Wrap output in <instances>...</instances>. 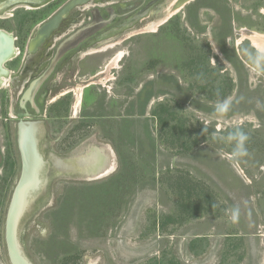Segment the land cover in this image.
<instances>
[{
  "label": "rangeland",
  "instance_id": "1",
  "mask_svg": "<svg viewBox=\"0 0 264 264\" xmlns=\"http://www.w3.org/2000/svg\"><path fill=\"white\" fill-rule=\"evenodd\" d=\"M208 6L200 10L198 18L195 12L193 23L185 20L184 25L189 9H182L178 16L181 23L163 26L157 35L131 39L123 48L131 54L124 63L123 77L99 78L95 81L99 91H86L80 116L88 114L85 109L90 112L97 97L101 100L93 106L97 122L70 131L72 126L66 120L55 135L50 134L51 140L65 137L53 147L61 154L90 138L110 144L117 156V171L95 182L61 180L53 185V206L34 220L24 237L34 264H264V244L260 240L255 244V238H248L249 245L243 242L221 247L218 238H213L206 245L200 243L194 253H188L184 246L190 233L205 223L215 225L218 231L224 207L230 217L232 209H237L233 198L228 199L229 190L223 200V184L218 183L221 178L230 179L229 185L241 194L252 192L246 202L258 217L262 207L258 182L264 183L260 173L264 166V70L253 71V66L244 62L245 71L241 66L238 74L233 60L234 53L244 60L243 52L253 47L251 34H264V0H219ZM237 17L252 27H241ZM139 60H145L141 66L146 71L153 67L151 61L160 62L157 78L167 82L156 88L147 82L140 97L138 90L144 79L135 73ZM228 78L237 84L228 97L234 106L222 117H215V105L223 101L217 95L218 85ZM211 82H215L213 87ZM83 88L81 83L75 88V99L71 98L75 109ZM157 96L161 102L151 105L149 101ZM113 97L125 102L116 104ZM106 105L110 110L103 108ZM200 105H210V113L202 112ZM149 106L152 108L147 110ZM123 108L129 117L117 115ZM140 113H146L148 119L135 121ZM107 114L117 118H107ZM236 129L249 136L248 155L238 159L228 157L234 143L221 139ZM7 133L9 130L1 126L0 264H10L4 225L21 175L14 133L5 138ZM11 148L16 159L13 164ZM250 165L259 170L252 181L243 169ZM240 217L238 213L235 222L243 233L264 235V221L249 229L240 223Z\"/></svg>",
  "mask_w": 264,
  "mask_h": 264
},
{
  "label": "flooded vegetation",
  "instance_id": "2",
  "mask_svg": "<svg viewBox=\"0 0 264 264\" xmlns=\"http://www.w3.org/2000/svg\"><path fill=\"white\" fill-rule=\"evenodd\" d=\"M7 1L0 0V30L12 35L15 51L3 64L8 73L2 77L4 83L0 86V127L10 132L5 138L12 137L14 133V146L17 149L19 114L29 113L31 117L26 120L30 121L44 120L49 135H55L58 126L66 120L72 126L70 131L75 126L93 125L97 122L93 115L94 112L98 113L97 110L92 108L89 112L85 109L88 114L80 116L86 91L92 88L99 91L98 84L95 83L99 78L112 76L116 80L117 77H123L124 63L131 57L130 53L125 54L123 48L131 39L137 36L143 38L148 34L157 35L163 26L181 23L178 16L182 9H189L185 14V25V20L192 22L195 12L198 18L201 9H209L208 5L219 3V0H194L176 11L179 0H89L85 5L72 9L66 8L74 0H17L14 5H7ZM54 20H58L56 27L47 33L44 41H37L40 28ZM83 29H87L85 37L79 38L78 34ZM119 52H124V56L116 62ZM144 61L139 60L138 69L135 71L144 79L138 90L139 97L147 82H153L154 88L161 85V82L167 83L157 78L161 75L157 70L160 62L151 61L154 65L146 71L141 66ZM40 78L43 80L33 100L23 102L24 94ZM81 83L84 88L76 110L73 104L75 88ZM122 83L129 84L123 80ZM111 99L116 104L125 102V99ZM105 100L107 101L106 97ZM156 102H161L159 96L149 101L155 105ZM23 103L26 109L22 108ZM123 111L126 113L128 110L123 108L117 115L120 118L129 117ZM107 115L110 119L117 118L113 114ZM147 119L146 114L140 113L134 120L140 122ZM64 139L65 137L60 138L59 145ZM13 150L11 148L9 153L13 158L11 164L16 162Z\"/></svg>",
  "mask_w": 264,
  "mask_h": 264
},
{
  "label": "water",
  "instance_id": "3",
  "mask_svg": "<svg viewBox=\"0 0 264 264\" xmlns=\"http://www.w3.org/2000/svg\"><path fill=\"white\" fill-rule=\"evenodd\" d=\"M88 1L74 0L66 9L85 5ZM192 1L194 0H179L175 10H181L180 8ZM17 2V0H8L6 4L14 5ZM57 24L58 20H54L42 26L37 33L36 40L44 41L47 33ZM86 31L87 29H83L78 37H85ZM228 43H231L230 39ZM14 45L12 35L0 30V86L4 82L2 77L7 76L8 73L3 64L13 55ZM42 80L43 78H40L32 83L23 96V102L33 100ZM22 108L26 109L25 103L22 104ZM29 117H31L29 113L18 115L21 175L13 189L4 225V241L10 264H34L28 255L24 237L34 220L53 206L52 189L56 182L61 180L95 182L117 171V156L110 144L90 138L61 154L53 148L60 139L51 140L45 121L42 119L26 120ZM91 170L93 173L90 172ZM184 246H186V241H184ZM183 255L185 258V249Z\"/></svg>",
  "mask_w": 264,
  "mask_h": 264
},
{
  "label": "crops",
  "instance_id": "4",
  "mask_svg": "<svg viewBox=\"0 0 264 264\" xmlns=\"http://www.w3.org/2000/svg\"><path fill=\"white\" fill-rule=\"evenodd\" d=\"M219 88L220 87L218 86V90H219ZM99 104L100 103H97V97H96V101L91 103V107L93 108V106L99 105ZM105 107L111 108L110 105H106ZM150 108L151 107L149 106V108H147V110H149ZM199 109H201L202 112L208 114V112L210 111V105H205V106L204 105H200ZM106 129H107V132H110V130H109L110 128H108L106 126ZM228 155H229L228 156L229 158H232V152H230ZM233 167L234 166H231V169H233ZM243 169H244L245 172H248L250 174V176H249L250 178L249 179L251 181L256 178V176H255L256 173L259 174V170L256 167H253L251 165L248 166V167L244 166ZM260 169L262 170V171H260V173L262 172L261 176H263L264 175V166H261ZM202 170L203 171L207 170L206 169V165H204V163H202ZM236 171L238 172L237 169H236ZM245 172H243V173L246 176ZM238 174L242 175V172H238ZM246 177H248V176H246ZM228 181L226 180V178H221V181L218 180V183L222 182V184H223L222 188H220V189H222V191H223V193L225 195L223 200L226 201V198L228 197V193L226 191L229 190L231 192V194L229 193L230 197L228 199L230 200V199L233 198L234 206L238 209V213L241 216L240 217V219H241L240 223L244 222V227L249 228V229L253 228V226L256 228V225H258L257 223H258L259 220L260 221H264V200H263L264 199V183L257 181L258 184H260V187H261V190L260 191L258 190V194H260L259 196L262 197V199H261V206L262 207H260V209H261L260 211L261 212H259L260 216L258 217L257 214L253 211L252 206L249 203H247L248 200H251V198H252V192H250L247 196H246V194H241L239 192V189L235 188V186H232V185L230 186ZM243 182H245L244 183L245 186L248 185V183H246L245 180ZM255 193H257V192L255 191ZM239 201H242V202L238 203ZM228 213H229V210L224 207V209L222 210V214H221V218L222 219L220 218L219 224L217 225L218 228H219L218 231H215L216 230L215 229V225L210 226L209 223H205V224H203L202 228L199 226L197 230H195L192 233H190V236H189L190 240H187V242H186L187 252L188 253H194L196 251V249L199 247L200 243H202L203 245L204 244L206 245L205 242L206 241H210L213 238H218V246L219 247H221V245L222 246H226L227 244H234L235 246H237V244H239V245L244 244L243 242H245V243L247 242L246 245H249V243L251 241L248 238H255L254 241H253L255 244H258L259 240H260V242L262 244H264V240L262 239V238H264V235H257V234L250 235L248 232L247 233H243L241 231V229L239 228L240 226L237 227V225H240V224H238V222H235V220H233L228 215ZM252 222H253V225H252ZM159 228H161V227H159ZM245 238H247V239H245ZM257 238H261V239H257ZM223 248H226V247H223Z\"/></svg>",
  "mask_w": 264,
  "mask_h": 264
},
{
  "label": "clouds",
  "instance_id": "5",
  "mask_svg": "<svg viewBox=\"0 0 264 264\" xmlns=\"http://www.w3.org/2000/svg\"><path fill=\"white\" fill-rule=\"evenodd\" d=\"M252 65L253 71L260 72L264 70V51L258 52L254 56L249 57ZM231 109V100L224 99L219 101L215 105V110L213 115L215 117H222L224 114L228 113ZM222 140H226L229 143H234V148L232 155L235 158L245 157L248 155L246 144L249 140V136L241 129H236L230 132L226 138L222 137ZM238 215V209H232V219L235 220Z\"/></svg>",
  "mask_w": 264,
  "mask_h": 264
},
{
  "label": "trees",
  "instance_id": "6",
  "mask_svg": "<svg viewBox=\"0 0 264 264\" xmlns=\"http://www.w3.org/2000/svg\"><path fill=\"white\" fill-rule=\"evenodd\" d=\"M238 21L240 22L241 27H244V24L245 23L244 22L242 23V21H241V19L239 17H237V22ZM247 26L249 28L252 27L250 24H247ZM263 31H264V29H263ZM247 48H248L249 52H247V51L246 52H243L244 60L240 59V57L237 55V53H234V58L235 59L233 60V63L235 64V69H237V71L239 72L238 74H240L242 71H245L244 70L245 69L244 62H247V63H249V65L253 66L252 63H251V61H250V59H249V57L250 56H254V55H256L258 53V51H256L253 47H247ZM241 66L243 67V70L242 71H240V67ZM214 83L215 82H211L210 83L212 85V87H213V84ZM222 84H221V86H220V84L218 85L220 88H219V90L217 92L218 93L217 95H218V97L220 99H223V100L224 99H228V97H230L232 95V91L234 90V88H236L235 86L237 84L234 82V80L232 78H228L227 80L225 79V82L222 83ZM232 106H234V103L231 104V107ZM75 259H77V257H75ZM151 263H153V262H151ZM153 264H155V262Z\"/></svg>",
  "mask_w": 264,
  "mask_h": 264
},
{
  "label": "bare ground",
  "instance_id": "7",
  "mask_svg": "<svg viewBox=\"0 0 264 264\" xmlns=\"http://www.w3.org/2000/svg\"><path fill=\"white\" fill-rule=\"evenodd\" d=\"M183 8V7H182ZM181 8V9H182ZM171 14V13H170ZM177 14V13H176ZM149 15V14H148ZM169 16V15H168ZM174 16V15H173ZM166 22V21H165ZM144 31V30H143ZM149 32V31H148ZM246 36V35H245ZM248 36V35H247ZM247 38V37H246ZM48 39V38H47ZM250 40H251V42H252V45H253V47L255 48V49H257L259 52L260 51H264V34H259V33H253V34H251V37H250ZM126 54V53H125ZM124 56V52H119V55H118V57L116 58V62H117V60H121V58ZM126 56V55H125ZM114 61H115V59H114ZM115 62V63H116ZM115 63H114V65H115ZM118 66V65H117ZM9 78V77H8ZM11 81V80H10ZM5 82H6V80H5ZM4 83V82H3ZM9 83V82H8ZM4 87V86H3ZM79 98V97H78ZM80 98H81V96H80ZM79 98V99H80ZM79 102L80 101H78V103L77 104H79ZM75 107V106H74ZM77 110V109H76ZM91 173H93L92 172V170L90 171Z\"/></svg>",
  "mask_w": 264,
  "mask_h": 264
}]
</instances>
